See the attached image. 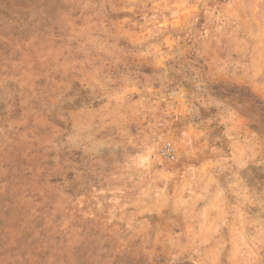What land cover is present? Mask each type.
I'll list each match as a JSON object with an SVG mask.
<instances>
[{
	"label": "rangeland",
	"instance_id": "374dc122",
	"mask_svg": "<svg viewBox=\"0 0 264 264\" xmlns=\"http://www.w3.org/2000/svg\"><path fill=\"white\" fill-rule=\"evenodd\" d=\"M0 264H264V0H0Z\"/></svg>",
	"mask_w": 264,
	"mask_h": 264
},
{
	"label": "built area",
	"instance_id": "2783aa9c",
	"mask_svg": "<svg viewBox=\"0 0 264 264\" xmlns=\"http://www.w3.org/2000/svg\"><path fill=\"white\" fill-rule=\"evenodd\" d=\"M159 156L166 160H171L174 157V147L170 142H166L162 145Z\"/></svg>",
	"mask_w": 264,
	"mask_h": 264
},
{
	"label": "crops",
	"instance_id": "0c3cea01",
	"mask_svg": "<svg viewBox=\"0 0 264 264\" xmlns=\"http://www.w3.org/2000/svg\"><path fill=\"white\" fill-rule=\"evenodd\" d=\"M240 159V158H239ZM239 159H237V160H239ZM241 160V159H240ZM186 182H187V179H186ZM182 187H184V186H182ZM188 187V186H187ZM189 187H195V186H193V184H190V186ZM196 187H201V186H196Z\"/></svg>",
	"mask_w": 264,
	"mask_h": 264
}]
</instances>
